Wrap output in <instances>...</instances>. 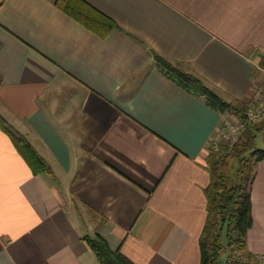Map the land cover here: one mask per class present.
I'll return each instance as SVG.
<instances>
[{
	"label": "crops",
	"instance_id": "obj_1",
	"mask_svg": "<svg viewBox=\"0 0 264 264\" xmlns=\"http://www.w3.org/2000/svg\"><path fill=\"white\" fill-rule=\"evenodd\" d=\"M0 0V116L52 171L33 174L0 129V264H99V235L133 264H198L209 141L234 116L168 77L157 54L226 102L264 85V0ZM245 251L264 264V159Z\"/></svg>",
	"mask_w": 264,
	"mask_h": 264
},
{
	"label": "trees",
	"instance_id": "obj_2",
	"mask_svg": "<svg viewBox=\"0 0 264 264\" xmlns=\"http://www.w3.org/2000/svg\"><path fill=\"white\" fill-rule=\"evenodd\" d=\"M69 17L92 31L108 32L113 22L82 0H54ZM157 66L177 84L203 96L206 103L223 114L245 122L249 102H226L203 82L181 67L154 54ZM0 129L9 137L13 147L33 174L52 175L48 164L33 149L26 138L0 116ZM264 138V119L245 123L236 142L219 139L216 148L209 146L206 164L209 182L204 189L206 219L199 236L198 264H221V256L232 249L241 251L244 261L238 264H258L245 251V238L251 226L250 186L256 163L264 159V150L255 147L258 135ZM99 264H133L119 251H112L99 235L84 237Z\"/></svg>",
	"mask_w": 264,
	"mask_h": 264
},
{
	"label": "built area",
	"instance_id": "obj_3",
	"mask_svg": "<svg viewBox=\"0 0 264 264\" xmlns=\"http://www.w3.org/2000/svg\"><path fill=\"white\" fill-rule=\"evenodd\" d=\"M263 119L264 85L258 89L254 98L249 103V106L245 111V122L239 121L238 119H231L233 120V125L230 124L232 122L231 120L230 123L226 122L225 126L220 130L219 135L209 141V145L216 148L219 139L229 144H233L244 129L245 123H257ZM243 258L241 251L238 249H232V251L227 253L225 264H238L244 261Z\"/></svg>",
	"mask_w": 264,
	"mask_h": 264
},
{
	"label": "rangeland",
	"instance_id": "obj_4",
	"mask_svg": "<svg viewBox=\"0 0 264 264\" xmlns=\"http://www.w3.org/2000/svg\"><path fill=\"white\" fill-rule=\"evenodd\" d=\"M231 120V118H229ZM230 120H226L227 123H230ZM232 122L230 123L231 125H233V120H231ZM235 121V120H234ZM219 135V133L217 134V136ZM236 142V141H235ZM255 147L259 148V149H263L264 150V138L263 136L260 134L256 137L255 139ZM227 253H223L221 256V263L225 264V259H226Z\"/></svg>",
	"mask_w": 264,
	"mask_h": 264
}]
</instances>
